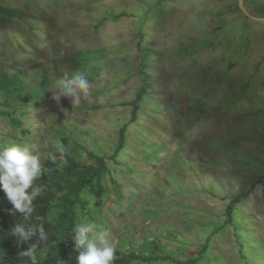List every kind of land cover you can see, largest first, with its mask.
I'll return each mask as SVG.
<instances>
[{"label":"rangeland","instance_id":"1","mask_svg":"<svg viewBox=\"0 0 264 264\" xmlns=\"http://www.w3.org/2000/svg\"><path fill=\"white\" fill-rule=\"evenodd\" d=\"M244 2L264 18V0ZM77 71L89 94L57 106L49 87ZM124 125L103 205L85 194L80 224L108 230L116 252L264 264V22L239 0H0V144L50 159L59 140L88 163ZM8 204L0 188V219Z\"/></svg>","mask_w":264,"mask_h":264},{"label":"trees","instance_id":"2","mask_svg":"<svg viewBox=\"0 0 264 264\" xmlns=\"http://www.w3.org/2000/svg\"><path fill=\"white\" fill-rule=\"evenodd\" d=\"M246 17V16H245ZM146 95L142 89L136 99L127 105L132 108L130 122L135 123L141 111ZM13 120V119H12ZM15 123L19 125V122ZM127 125L119 133V140L111 155L97 154L85 149L89 162H81L74 155L65 153L61 157L58 153L54 158L41 159L43 168L47 172L34 181V186H41L43 191L33 201L34 211L31 214L29 225H43L48 234V240L41 242L37 237L28 243H22L17 237L10 234L16 223H23L21 213L12 215L7 210L0 219V259L1 264H31L27 257H20L19 252L26 250L30 244H36L37 264H77L78 252L74 248L72 236L74 228L80 224L79 212L86 209L84 195L95 197V207L101 208L107 192L105 178L109 169V162L118 164V158L125 149ZM253 189L238 196H234L226 207L225 226L233 225L236 206L247 198ZM83 194V197H82ZM27 226V225H26ZM223 226V228L225 227ZM203 253L200 252V255ZM200 258H191L180 261L172 257L143 256L135 252H116L114 264H131L133 262H152L154 260H169L174 264H197Z\"/></svg>","mask_w":264,"mask_h":264},{"label":"clouds","instance_id":"3","mask_svg":"<svg viewBox=\"0 0 264 264\" xmlns=\"http://www.w3.org/2000/svg\"><path fill=\"white\" fill-rule=\"evenodd\" d=\"M91 82L83 71H77L71 76L65 75L49 87L51 99L57 106L61 98H68L72 105H79L89 94ZM55 151L63 157L65 146L59 140L53 144ZM38 148L35 145H22L17 143L0 144V188L12 205L8 211L15 215L21 213L23 223H16L10 234L17 237L22 243L32 241L38 236L39 241L46 242L48 234L43 225L32 226L28 224L34 211L33 201L41 195L43 188L34 186V181L47 172L42 167ZM83 197V194H82ZM89 207L95 203V197H88ZM27 225V226H26ZM94 223H81L74 228L72 240L78 252L77 264H114L116 258V244L110 239L106 229L96 231ZM36 244H30L26 250L19 252L20 257H27L31 264H37ZM62 264V262H60Z\"/></svg>","mask_w":264,"mask_h":264},{"label":"water","instance_id":"4","mask_svg":"<svg viewBox=\"0 0 264 264\" xmlns=\"http://www.w3.org/2000/svg\"><path fill=\"white\" fill-rule=\"evenodd\" d=\"M239 9L241 10V12L249 19H252L254 21H258V22H264V18H260L257 17L253 14H251L248 9L245 6V2L244 0H239Z\"/></svg>","mask_w":264,"mask_h":264}]
</instances>
